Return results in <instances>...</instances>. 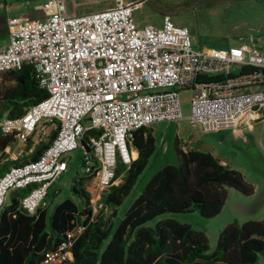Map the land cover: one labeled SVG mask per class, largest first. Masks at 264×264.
I'll list each match as a JSON object with an SVG mask.
<instances>
[{
	"label": "built area",
	"instance_id": "1",
	"mask_svg": "<svg viewBox=\"0 0 264 264\" xmlns=\"http://www.w3.org/2000/svg\"><path fill=\"white\" fill-rule=\"evenodd\" d=\"M42 1L45 19L7 20L0 74L31 67L47 97L21 118H1L0 132L14 134L20 156L30 141L36 146L48 142L52 131L56 136L36 161L2 175L0 211L11 191L29 190L21 205L34 215L78 149L81 176L98 178L107 192L118 181V166L134 161L133 132L184 119L183 90L191 93L188 121L194 130L236 132L262 118L264 51L249 45L197 51L190 30L169 15L160 28H140L135 19L140 3L113 0L112 8L78 16L71 15L68 0ZM244 69L250 72L240 74ZM207 77L220 79L204 81ZM87 130L99 133L89 140L90 152L81 143ZM71 246L64 242L46 252L40 264L70 262Z\"/></svg>",
	"mask_w": 264,
	"mask_h": 264
},
{
	"label": "trees",
	"instance_id": "2",
	"mask_svg": "<svg viewBox=\"0 0 264 264\" xmlns=\"http://www.w3.org/2000/svg\"><path fill=\"white\" fill-rule=\"evenodd\" d=\"M244 69L240 74L249 73ZM0 119H18L47 97L31 67L0 74ZM207 77L204 81H217ZM8 82V83H7ZM264 121V111L262 112ZM87 130L82 146L90 152V138L98 136ZM27 145L28 156L1 164L4 150L16 143L14 134L0 132V178L13 166L36 161L55 138ZM131 148L138 157L129 167L119 165L116 179L102 197V207L94 213L90 194L79 176L70 186L72 197L56 205L51 214L43 208L34 215L21 205L29 190H13L10 204L0 214V264H40L46 252L62 243H71L72 260L66 264H258L264 262V215L260 221L243 224L234 221L219 234L215 251L210 252L205 233L176 220H162L165 214L198 213L202 218L217 217L224 209L228 188L245 196L254 187L237 170L225 166L210 152L183 150L176 140L177 165H167L146 184L143 192L124 211L119 209L132 194L138 180L156 152L152 128L133 132ZM33 147V148H32ZM111 211L110 214L108 212ZM72 235V237H70Z\"/></svg>",
	"mask_w": 264,
	"mask_h": 264
},
{
	"label": "rangeland",
	"instance_id": "3",
	"mask_svg": "<svg viewBox=\"0 0 264 264\" xmlns=\"http://www.w3.org/2000/svg\"><path fill=\"white\" fill-rule=\"evenodd\" d=\"M75 15L103 11L115 6L113 0H68ZM126 3H140L143 0H124ZM39 0H0V46L9 42L6 20L23 16V20H42L46 18L44 2ZM33 13V15H32ZM165 15L172 17L175 24L187 27L192 35L194 49L228 50L239 45H250L264 51V4L255 6H204L191 0H146L135 12V19L142 26L160 28ZM37 17V18H36ZM5 82L0 77V86ZM8 83V82H7ZM5 84V83H4ZM184 119L174 122H160L152 126L156 138V152L147 168L140 176L132 194L125 200L119 213L124 211L143 192L146 184L154 175L167 165H177L176 140L181 149H194L210 152L228 167L239 171L245 180L254 187L252 196H245L235 189L228 188L227 202L222 212L215 218L205 219L198 213L165 214L149 226L162 220H176L191 225L195 230L205 233L210 252L215 251L220 232L229 224L237 221H260L264 215V121L246 125L243 136L236 137L232 130L204 133L192 129L188 117L191 110V93L180 92ZM187 145L184 146L185 140ZM17 144L7 153L8 162L21 159L17 155ZM69 170L58 180L56 187L62 189L59 197L51 205L71 197L70 186L82 172L83 151L78 149L69 155ZM118 180L117 183H120ZM100 193L103 191L100 189ZM102 207L99 193L93 194V210L97 213ZM49 208V206H45ZM111 211L108 212L110 214ZM1 214V211H0ZM258 264H264L262 260Z\"/></svg>",
	"mask_w": 264,
	"mask_h": 264
},
{
	"label": "crops",
	"instance_id": "4",
	"mask_svg": "<svg viewBox=\"0 0 264 264\" xmlns=\"http://www.w3.org/2000/svg\"><path fill=\"white\" fill-rule=\"evenodd\" d=\"M42 0H39V3L41 2ZM39 3H36V4H39ZM70 13H71V15H74L75 13L72 11V7H71V3H70ZM32 15H33V13H32ZM17 18H19V19H23V16H20V17H17ZM37 18V17H36ZM8 19H10V18H7V20ZM7 20H6V24H7ZM138 26L140 27V28H142V27H146V26H142L141 24H138ZM8 30V29H7ZM8 45V43L7 44H5V45H2V46H0V51L1 50H3L6 46ZM239 46H241V45H239ZM250 46V45H249ZM237 47V46H236ZM252 47V46H251ZM206 51H209V50H206ZM246 126V125H245ZM245 126H242L241 127V129L240 130H238V131H236V132H234L233 131V133L235 134V136L236 137H240V136H243V129H244V127ZM152 128V127H151ZM52 128H50L49 127V129L48 130H51ZM152 130H153V128H152ZM53 133H55L54 131H52V134ZM51 134V135H52ZM153 135H154V130H153ZM51 137V136H50ZM192 138H193V136H191V138H190V140H189V142H191L192 141ZM33 146H34V144H33ZM11 147L12 146H9V147H7L5 150H4V157H3V159H2V161H1V164H6L8 161H9V158H8V156H7V153L11 150ZM189 147H190V149H194L192 146H191V144L189 145ZM33 148V147H32ZM183 150H185L184 148H183ZM194 150H197V149H194ZM15 151H17V155L18 156H20L19 155V148H18V145H17V149H15ZM25 151H26V153L24 154V155H21L20 157L22 158V157H26V156H28V152H27V147H26V149H25ZM198 151H200V150H198ZM132 153H133V156H134V160H136L137 159V157H138V151L136 150V149H134V148H132ZM0 155H1V153H0ZM221 161V160H220ZM221 163L223 164V165H225L224 163H223V161H221ZM225 166H227V165H225ZM66 174V173H65ZM64 174V175H65ZM63 175V176H64ZM62 176V177H63ZM61 177V178H62ZM118 180H121V177L118 179ZM58 182V181H57ZM57 182H55L54 184H52L51 185V187L49 188V190H48V196H47V199H46V204L44 205V206H42L41 208H43V209H45L46 211H47V213L48 214H51L52 213V211H53V209L50 211L49 209H50V207H51V205L52 206H54L53 204H54V202H55V200L59 197V192H60V190H62V189H60V188H58V187H56V183ZM83 188L90 194V196H91V203H92V205H93V194L94 193H96V191H97V193H99V196L101 197V199H102V197L104 196V193H100V186H99V181H98V178H96V177H93V178H85V181H84V183H83ZM72 197V196H71ZM10 198L11 197H8L7 198V200H6V205L8 206L9 204H10ZM67 198H70V197H67ZM66 199V198H65ZM64 199V200H65ZM64 200H62V201H60L59 203H57V205L58 204H60L61 202H63ZM49 206V208H45V206Z\"/></svg>",
	"mask_w": 264,
	"mask_h": 264
},
{
	"label": "flooded vegetation",
	"instance_id": "5",
	"mask_svg": "<svg viewBox=\"0 0 264 264\" xmlns=\"http://www.w3.org/2000/svg\"><path fill=\"white\" fill-rule=\"evenodd\" d=\"M194 3L202 4L204 6H220V5H227V6H255V5H263L264 0H191Z\"/></svg>",
	"mask_w": 264,
	"mask_h": 264
},
{
	"label": "water",
	"instance_id": "6",
	"mask_svg": "<svg viewBox=\"0 0 264 264\" xmlns=\"http://www.w3.org/2000/svg\"><path fill=\"white\" fill-rule=\"evenodd\" d=\"M144 1H146V0H143L142 2H140V4L143 3Z\"/></svg>",
	"mask_w": 264,
	"mask_h": 264
}]
</instances>
